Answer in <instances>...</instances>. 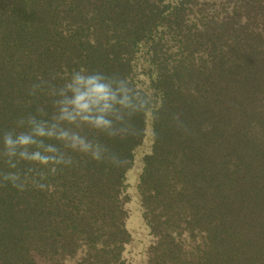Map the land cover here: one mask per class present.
<instances>
[{
    "label": "trees",
    "instance_id": "1",
    "mask_svg": "<svg viewBox=\"0 0 264 264\" xmlns=\"http://www.w3.org/2000/svg\"><path fill=\"white\" fill-rule=\"evenodd\" d=\"M81 66L132 107L82 128L104 161L70 153L43 190L0 175V264H125L145 141L147 264H264V0H0V136L38 106L50 119Z\"/></svg>",
    "mask_w": 264,
    "mask_h": 264
},
{
    "label": "clouds",
    "instance_id": "2",
    "mask_svg": "<svg viewBox=\"0 0 264 264\" xmlns=\"http://www.w3.org/2000/svg\"><path fill=\"white\" fill-rule=\"evenodd\" d=\"M65 70L68 76L59 86V99L53 100L54 111L50 119H43L48 113L38 106L36 114L18 119L15 128L5 130L0 136V158L9 169H17L21 162L32 165L26 172L0 171L2 180L20 191L29 184L45 189L42 181L47 179L48 173L44 169L55 173L57 166L72 165L74 159L70 153L104 161L101 145L82 135V128L88 126L107 131L113 127L111 115L132 107L124 81L114 88L113 82L99 71H89L85 66ZM29 95L33 96V93L29 92ZM184 127L189 129L186 124ZM114 136L115 133L108 131L110 139ZM106 162L117 167L125 163L121 158L117 163L115 156Z\"/></svg>",
    "mask_w": 264,
    "mask_h": 264
},
{
    "label": "rangeland",
    "instance_id": "3",
    "mask_svg": "<svg viewBox=\"0 0 264 264\" xmlns=\"http://www.w3.org/2000/svg\"><path fill=\"white\" fill-rule=\"evenodd\" d=\"M150 148L149 141H145L142 148L136 155V160L133 168L128 172V194L130 201L126 204L129 212V218L127 220V228L132 234L134 241L129 245L125 251V264H147V254L151 244V236L148 234V230L145 226L142 211L140 208L139 197L137 193V183L139 174L141 172V158L144 153Z\"/></svg>",
    "mask_w": 264,
    "mask_h": 264
}]
</instances>
